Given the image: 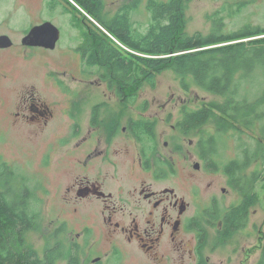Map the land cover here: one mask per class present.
<instances>
[{
    "label": "flooded vegetation",
    "instance_id": "flooded-vegetation-1",
    "mask_svg": "<svg viewBox=\"0 0 264 264\" xmlns=\"http://www.w3.org/2000/svg\"><path fill=\"white\" fill-rule=\"evenodd\" d=\"M41 48L27 59L45 65L56 45ZM66 55L55 56L58 68L1 75L10 88L8 126L23 127L40 146V164L55 181L42 184L37 199L48 209L27 230H38L47 213L50 242L39 252L25 235L7 240L0 264H10L9 251L39 262L51 250L49 264H264V243L249 244L262 236L250 220L264 203V140L253 134V153L246 125L222 133L212 118L187 117L201 105L182 87L145 95L141 85L110 83L79 50ZM7 171L13 166L0 154V180ZM0 193L9 200L6 185ZM16 195L18 208L36 200L25 185ZM237 236L243 241L234 245Z\"/></svg>",
    "mask_w": 264,
    "mask_h": 264
},
{
    "label": "trees",
    "instance_id": "trees-1",
    "mask_svg": "<svg viewBox=\"0 0 264 264\" xmlns=\"http://www.w3.org/2000/svg\"><path fill=\"white\" fill-rule=\"evenodd\" d=\"M61 1L66 3L63 8L67 13L76 14L70 16V25L80 31L78 50L87 66L103 67L106 77L120 85H153L158 74L170 69L185 91L195 84L222 98L203 103L187 117H199L202 122L212 118L217 132L222 133L241 123L264 140L263 25L245 23L225 31L216 20L207 35L187 34L183 26L188 0H147L149 20L144 26L133 20L140 0H124L111 13L104 0H46V4L54 10ZM235 4L241 10L247 0ZM10 197L8 200L0 193V255L7 240L22 243L37 220L30 206L18 208ZM53 251L39 262L30 259L31 253L26 251L17 255L9 251L7 255L10 264H49Z\"/></svg>",
    "mask_w": 264,
    "mask_h": 264
},
{
    "label": "rangeland",
    "instance_id": "rangeland-1",
    "mask_svg": "<svg viewBox=\"0 0 264 264\" xmlns=\"http://www.w3.org/2000/svg\"><path fill=\"white\" fill-rule=\"evenodd\" d=\"M106 10L114 12L118 5L124 0H104ZM126 1V0H125ZM238 0H188L184 7V26L183 29L187 34L200 32L202 35H207L212 29V24L216 20H220L221 26L225 31H233L245 23L260 24L264 26V0H247V5L237 10L236 2ZM147 0H140L139 11L133 14V20L144 26L149 20V14L145 8ZM63 6H67L63 1L54 9L51 10L46 4V0H0V35H8L12 40L11 46L0 49V154L8 160L13 171L4 172L0 185L4 184L8 190L14 194L22 192L24 185L33 192L32 211L39 213L42 209H48L47 201L38 202L37 197L42 195V184L51 186L54 179V171L51 168L43 167L40 164L42 152L40 146L35 145L32 140L27 139L22 133L24 128H14L8 126L7 115L4 110L9 107L8 94L10 88L7 84L1 81V75L6 73L11 78H15L19 74L27 75L34 72H41L44 68H58L55 56L66 60V55L76 54V47L81 42L79 29L70 25V16L74 13H67ZM44 21H50L59 28L60 36L56 43V48L51 51L53 56L47 57L45 65L40 63H32L27 58L31 56H40L46 51L41 47L30 46L27 50L21 42L22 37L28 30L36 24ZM75 57V56H73ZM39 58V57H38ZM70 67V66H69ZM97 68V67H96ZM95 71L105 73L103 67H99ZM32 79L35 75L31 74ZM112 84H117L110 82ZM142 93L145 95L159 96L165 92H175L181 90L180 81L177 75L170 69H166L157 75L153 85L142 84ZM151 86H157L152 89ZM185 97L192 104L202 105L212 101H221L222 98L218 95L204 91L202 88L191 84L188 91H185ZM188 94V96H187ZM191 104V105H192ZM257 133V128L254 129ZM230 132V131H229ZM246 145L251 141L250 151L255 153L257 150L256 142L251 131H247ZM258 134V133H257ZM229 148L234 150L233 143H230ZM233 155V153H232ZM24 184V185H23ZM264 194V190L262 191ZM264 203L254 207V212L250 223L255 224L261 230L262 236L250 238L251 248H260L264 243ZM38 219V217H37ZM49 215L42 213L38 220V230H30L25 234V242L33 245L35 250L41 252L43 245L50 242L48 231L46 230L49 224ZM253 225H249L247 230H250ZM243 236L242 233H239ZM62 245L65 240L60 238ZM235 240L243 241L241 236L233 238L234 245H239ZM42 247V248H41ZM64 250V247H62ZM60 264V263H59ZM251 264V263H250Z\"/></svg>",
    "mask_w": 264,
    "mask_h": 264
},
{
    "label": "water",
    "instance_id": "water-1",
    "mask_svg": "<svg viewBox=\"0 0 264 264\" xmlns=\"http://www.w3.org/2000/svg\"><path fill=\"white\" fill-rule=\"evenodd\" d=\"M59 36L60 31L58 27L49 21H44L32 26L22 38V43L28 46H41L53 49ZM11 44L12 40L8 35H0V48H7L11 46Z\"/></svg>",
    "mask_w": 264,
    "mask_h": 264
}]
</instances>
